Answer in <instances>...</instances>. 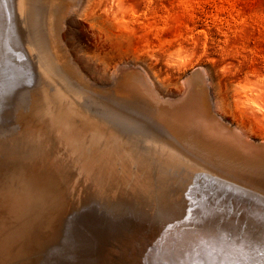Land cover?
Listing matches in <instances>:
<instances>
[{
	"label": "bare ground",
	"instance_id": "1",
	"mask_svg": "<svg viewBox=\"0 0 264 264\" xmlns=\"http://www.w3.org/2000/svg\"><path fill=\"white\" fill-rule=\"evenodd\" d=\"M191 3H184V13L170 14L169 0H0L1 119L5 113L48 114L70 125L66 117L75 114L111 112L128 119L140 112L148 117L137 123L145 127L140 137L160 129L173 137L148 151V141L131 133L127 146L137 154L136 171L106 175L87 164L56 167L64 188L54 186L49 205L59 210L72 199L79 209L61 229L67 264H264V157L252 153L246 159L240 145L219 138L197 116L190 119L189 109L197 115L198 107L162 110L166 82L175 78L167 64V36L182 33L193 17ZM191 39L206 44L201 35ZM256 85L252 101L264 111V83ZM253 115L262 120L258 111ZM217 157L222 163L214 168L208 159ZM38 195L39 206H46L45 195Z\"/></svg>",
	"mask_w": 264,
	"mask_h": 264
},
{
	"label": "rangeland",
	"instance_id": "2",
	"mask_svg": "<svg viewBox=\"0 0 264 264\" xmlns=\"http://www.w3.org/2000/svg\"><path fill=\"white\" fill-rule=\"evenodd\" d=\"M184 1L173 0L172 3L169 0L168 10H171L170 14L177 13L178 10H180L179 13H184L182 11L186 9ZM191 6L193 7L190 9V14L193 13V17H189V20L182 25V33L179 35V32L172 31L167 36L169 45L167 64L170 67L169 69L175 72H173L175 78L166 82L167 94L163 98L165 103L161 105L162 110L173 112L180 107L185 108L186 105H189L190 108L198 107L197 115H194L191 109H189V112L187 111L190 119L197 116V122L201 121L203 125L205 124L204 126H207L206 128L215 133L217 132L219 138L240 145V152L244 154L243 157L246 159L252 153L264 157V111L252 101V97L257 94L256 84L264 83V0H192ZM192 33L205 38L206 44L197 42V45H195L191 39ZM188 62L190 65H186L189 64ZM256 68H261L260 71L262 70V72H257L258 69ZM236 94L242 96L241 99H238ZM178 95L181 97H175ZM254 110L261 114L262 120H256L253 115ZM138 113L140 112L131 115L139 118L133 116L128 119L129 114H126V118H123V115L120 114V117H116L117 114L114 115L111 112H108V114L103 112L93 113V115L90 114L91 117L86 114L85 118L84 115L75 114L66 117L70 120V125L58 124L48 114L37 117L27 115L25 117L20 112L13 113V115L5 113L7 115L2 114V119L0 114V264H59V262H61L60 264H67L69 256L66 255L67 249H64L68 247L62 241L61 229L64 228L69 216L79 209L76 208L77 205H72L77 200L72 199H69L72 201L69 207L63 206L59 210L49 205L47 200H49V194L52 193L53 188L57 187L58 192H61L64 188L56 172V167L71 163L77 168V166L87 164L93 170L100 171V169H103L106 175L111 172L122 174L125 170L132 172L137 169L139 166L137 154L133 150L131 153L127 146L128 143H131L128 138L131 133H133L132 135H138V142L145 143L148 141L145 143L149 146L148 151L153 147L152 145L161 147L169 142L166 141L167 139L173 138H170L169 132L167 134L162 129L158 130V133H160L158 135L155 132H148V135L143 133L142 137L145 136L144 138L140 137L142 132L138 130H144L145 127L141 128L142 125L139 124L140 127L137 124L139 119L144 118L142 113L140 115ZM136 118L138 121H136ZM146 119L142 121L145 122ZM48 123L51 125H48ZM257 123H261V125L259 124V126ZM128 124L129 126H127ZM85 127H90V129L85 132ZM127 127L132 130L128 131L129 128L126 129ZM146 127H149V125ZM245 128L246 130H244ZM198 129L199 127L197 128V138L203 140L204 135L202 133H205ZM98 135L101 141L98 140ZM125 138L128 142L124 140ZM164 138L167 139L164 140ZM112 140L116 142L112 143ZM187 140L191 139L187 138ZM97 141L100 144H97ZM117 147L118 149H116ZM208 161L214 165V168L218 166V157L210 158ZM205 165H209L208 162L205 161ZM251 166L249 164V167ZM128 167L129 169H127ZM197 167L203 172L204 170L209 171L203 165ZM247 174L250 173L247 172ZM2 183L4 184L2 185ZM37 191H41L45 195L46 206L42 204L39 206L40 203L38 202L40 200ZM112 194L115 195L113 192ZM64 195L69 196L72 193L66 191ZM25 209H27V212ZM7 226L8 228H6ZM28 229L32 230L28 231ZM6 231L9 232L6 233ZM48 253L49 256H47ZM51 256L56 257L52 259ZM43 258L47 259V262ZM60 258H63L62 261Z\"/></svg>",
	"mask_w": 264,
	"mask_h": 264
},
{
	"label": "snow or ice",
	"instance_id": "3",
	"mask_svg": "<svg viewBox=\"0 0 264 264\" xmlns=\"http://www.w3.org/2000/svg\"><path fill=\"white\" fill-rule=\"evenodd\" d=\"M242 259H246V257H241ZM261 258L264 259V249L261 250Z\"/></svg>",
	"mask_w": 264,
	"mask_h": 264
}]
</instances>
